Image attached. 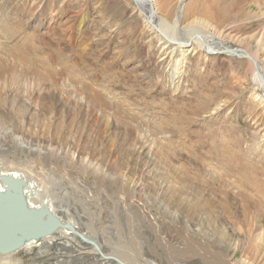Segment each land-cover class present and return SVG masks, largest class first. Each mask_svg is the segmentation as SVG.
I'll return each instance as SVG.
<instances>
[{
	"label": "rangeland",
	"instance_id": "rangeland-1",
	"mask_svg": "<svg viewBox=\"0 0 264 264\" xmlns=\"http://www.w3.org/2000/svg\"><path fill=\"white\" fill-rule=\"evenodd\" d=\"M179 1L155 0L169 25ZM192 22L264 65V0H185L181 26ZM153 35L132 0H0V165L33 175L60 216L130 263L264 264L250 62L182 56ZM0 257L99 263L56 245Z\"/></svg>",
	"mask_w": 264,
	"mask_h": 264
},
{
	"label": "bare ground",
	"instance_id": "bare-ground-1",
	"mask_svg": "<svg viewBox=\"0 0 264 264\" xmlns=\"http://www.w3.org/2000/svg\"><path fill=\"white\" fill-rule=\"evenodd\" d=\"M132 1L134 2L136 8L139 10V13L142 15L143 24L146 27V29L152 30V32L154 33L153 36L158 37L160 42H162L164 46L166 48H169L171 51L178 50L180 54L184 56V53H186L187 50H193L195 48L204 52L206 55L223 53L225 55H228L229 57H235V53L242 54V52H244L249 54L251 57H253L254 60L257 59L256 57L257 54H253L247 50H243L244 48L231 44L229 41L218 37V35L207 31V29L206 30L202 29L200 34L198 35L196 33V29L198 28V26L195 24L196 21L192 22L191 24L185 27L184 26L182 27L181 26L182 11L185 0L179 1L175 12V21L171 25H169V23L166 22V20L157 13L158 11L156 10L155 0H132ZM150 8L152 9L151 22L147 18L148 12L151 13ZM180 31H189V34L183 37L179 33ZM262 32L264 33V30ZM194 36H199V37H194ZM263 40H264L263 36L258 37L256 43H254L255 44L254 46H256V48H264ZM236 49L238 50L236 51ZM178 60L175 61L176 63L175 67L172 68L174 69V72H176L178 69ZM248 61L250 62L251 65L250 67L252 70V75L250 80L251 85L254 88L258 89V92L260 93L261 96L260 98L264 100V65L256 60L257 69H255L254 64L249 59ZM2 73H4V71L0 70V74ZM13 142L16 143L17 146L20 145L18 137H15V139L12 138V143ZM23 147L26 148V146ZM27 150L30 151L31 149L27 148ZM1 167H2L1 169L2 172H5L7 174H12L13 176H18L24 179L25 183L22 189L23 196L29 207L38 208L40 206H45L52 213L57 215L63 222L69 221L73 225L74 229L73 231H69L60 228L50 236L40 239L29 240L27 242H24L20 248H17L16 250H12L7 253H0V256H4L7 254L11 255L19 251H29L37 246L43 247V246L56 245V246H60L61 250L73 249V251H77L80 254V257L82 258H87L89 256L96 257L99 260L98 264H108V263L121 264L122 262L124 264H141L140 262H143V264H156L153 261L151 262L147 261L143 257H141L140 261L137 263H130L134 261L131 260V258H127L123 256L120 253L121 251L118 252L117 250L114 251L112 249H107L105 242L100 241L95 237L93 238L95 240L94 241L93 239L90 238L91 236L87 234L85 231H83L73 220L66 219L65 217L63 218L62 216L59 215L58 212L59 209L58 210L54 209L55 207L53 206L51 199L46 195L44 187L39 186V181L35 180L33 178V175H31L29 172L25 171L24 169H19L17 167H12V166L4 167L2 165ZM0 187L2 188V184H0ZM80 231L83 232L84 234L81 233ZM77 233L82 234L83 236H85L86 239H90L94 241L97 244V246H99L98 248L100 249L97 250L94 247H91L92 245L89 244L87 241L83 240L82 238H80ZM58 253L59 255L63 254L62 252H58ZM111 256L116 258H113ZM106 258H112L114 262ZM2 260L3 257H0V261ZM221 264L224 263L221 262Z\"/></svg>",
	"mask_w": 264,
	"mask_h": 264
},
{
	"label": "water",
	"instance_id": "water-1",
	"mask_svg": "<svg viewBox=\"0 0 264 264\" xmlns=\"http://www.w3.org/2000/svg\"><path fill=\"white\" fill-rule=\"evenodd\" d=\"M150 11L147 18L151 22V8ZM235 57L249 59L257 69L256 60L249 54L235 53ZM1 169L0 165V253L16 250L29 240L50 236L60 228L73 231V225L69 221L63 222L45 206L29 207L23 196L24 179L2 172ZM77 234L95 249H99L94 241Z\"/></svg>",
	"mask_w": 264,
	"mask_h": 264
}]
</instances>
